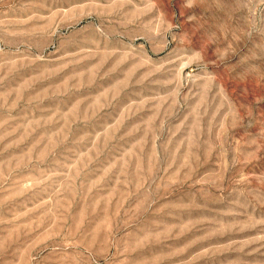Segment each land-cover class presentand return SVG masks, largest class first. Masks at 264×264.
Masks as SVG:
<instances>
[{
    "label": "rangeland",
    "instance_id": "374dc122",
    "mask_svg": "<svg viewBox=\"0 0 264 264\" xmlns=\"http://www.w3.org/2000/svg\"><path fill=\"white\" fill-rule=\"evenodd\" d=\"M0 264H264V0H0Z\"/></svg>",
    "mask_w": 264,
    "mask_h": 264
}]
</instances>
